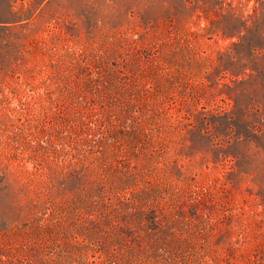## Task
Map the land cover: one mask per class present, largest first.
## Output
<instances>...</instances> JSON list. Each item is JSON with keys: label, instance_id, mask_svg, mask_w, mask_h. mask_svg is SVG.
I'll return each instance as SVG.
<instances>
[{"label": "rangeland", "instance_id": "rangeland-1", "mask_svg": "<svg viewBox=\"0 0 264 264\" xmlns=\"http://www.w3.org/2000/svg\"><path fill=\"white\" fill-rule=\"evenodd\" d=\"M0 264H264V0H0Z\"/></svg>", "mask_w": 264, "mask_h": 264}]
</instances>
